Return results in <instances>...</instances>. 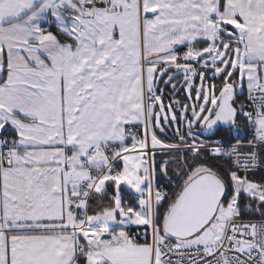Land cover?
I'll return each instance as SVG.
<instances>
[{
  "label": "snow or ice",
  "instance_id": "obj_1",
  "mask_svg": "<svg viewBox=\"0 0 264 264\" xmlns=\"http://www.w3.org/2000/svg\"><path fill=\"white\" fill-rule=\"evenodd\" d=\"M0 264H264V0H0Z\"/></svg>",
  "mask_w": 264,
  "mask_h": 264
}]
</instances>
